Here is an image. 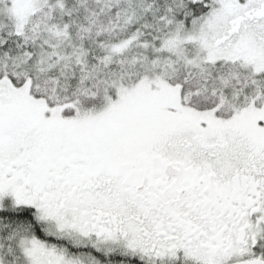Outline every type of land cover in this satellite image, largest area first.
<instances>
[{
    "label": "snow or ice",
    "instance_id": "snow-or-ice-1",
    "mask_svg": "<svg viewBox=\"0 0 264 264\" xmlns=\"http://www.w3.org/2000/svg\"><path fill=\"white\" fill-rule=\"evenodd\" d=\"M0 264H264V0H0Z\"/></svg>",
    "mask_w": 264,
    "mask_h": 264
}]
</instances>
